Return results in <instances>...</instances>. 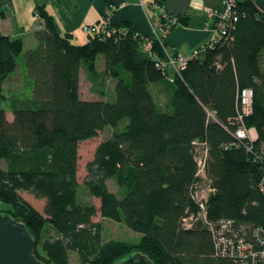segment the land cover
Here are the masks:
<instances>
[{
    "label": "trees",
    "instance_id": "obj_1",
    "mask_svg": "<svg viewBox=\"0 0 264 264\" xmlns=\"http://www.w3.org/2000/svg\"><path fill=\"white\" fill-rule=\"evenodd\" d=\"M234 1L229 39L199 47L206 51L176 74L171 68L162 72L157 61H166L165 51L179 53L163 47V38H142L128 25L109 24L110 35L89 34L87 43L77 45L72 35L57 32L41 7L36 47L21 60L22 40L0 30V202L8 206L0 215L25 225L41 264H68L71 253L80 264H115L135 253L152 264H237L216 254L209 226H180L198 209L192 194L201 179L193 142L207 146L205 174L214 190L206 203L210 224L232 220L248 235L264 224V16L252 0ZM164 13L177 19L169 33L186 24ZM146 41L150 52L143 49ZM82 72L91 92L103 98L104 82L113 80L115 101L82 100ZM17 74L22 90L12 92L7 83ZM155 84L164 89V106L151 94ZM244 88L253 91L252 112L243 118L257 135L250 149L234 137ZM124 120L122 131L95 148L82 186L99 200L102 219L141 234L136 244L103 240L102 225L93 221L95 206L80 201L77 178L80 142ZM22 192L45 201L43 214Z\"/></svg>",
    "mask_w": 264,
    "mask_h": 264
},
{
    "label": "crops",
    "instance_id": "obj_2",
    "mask_svg": "<svg viewBox=\"0 0 264 264\" xmlns=\"http://www.w3.org/2000/svg\"><path fill=\"white\" fill-rule=\"evenodd\" d=\"M151 3L152 0H0V30L10 38L21 39L23 52L34 49L37 44L34 33L42 29V22L38 25L35 13L42 7L52 16L57 32L72 35V42L77 45L87 43L81 27L97 24L105 14H108L111 26L128 25L142 38H149L153 34L154 24ZM221 7V0H163L164 12L186 22L176 26L163 38V47L174 53L189 55L209 43L214 34L209 27H205L207 12ZM13 79L17 81L12 83L9 90H22V75L17 74L10 80ZM112 85L114 89V83ZM150 91L155 102L164 106L166 94L163 87L160 84L151 85ZM6 118L8 121L13 119L8 113Z\"/></svg>",
    "mask_w": 264,
    "mask_h": 264
},
{
    "label": "built area",
    "instance_id": "obj_3",
    "mask_svg": "<svg viewBox=\"0 0 264 264\" xmlns=\"http://www.w3.org/2000/svg\"><path fill=\"white\" fill-rule=\"evenodd\" d=\"M162 0H152L151 7L153 9V35L157 40L164 38L170 31V28L177 23L175 17L167 16L161 7ZM234 0H222V7L218 10L207 12V22L205 26L211 24L214 37L209 42V47L217 44L219 39L224 41L229 39V34L234 29L236 15L234 12ZM263 14V13H262ZM108 14L101 19V25H83L81 31L85 35L95 34L98 36L100 31L106 36L110 35ZM264 16V14H263ZM36 19L40 22V17L36 15ZM264 20V19H263ZM145 52H150L151 42L146 41L143 45ZM206 46L194 51L191 56L177 55L173 57L165 51L166 61H157V65L162 72H166L168 68L176 74L178 70L185 67L186 63L197 58L201 52L206 51ZM169 81L172 82L171 78ZM253 91L250 88H244L239 92L240 110L237 118V126L234 131V137L239 142H244L246 147L250 149L252 143L256 140L253 128H247L243 124V118L252 112ZM194 151L196 153L197 174L201 181L195 185L192 198L198 209L195 213L189 214L182 218L180 226L184 230H191L195 224L209 226L214 239L215 252L219 257L233 259L237 264H264V224L248 233L245 228L237 227L232 220H220L214 224H210L207 218L206 203L208 196L214 192L209 186L208 179L205 174L207 162V146L204 143L193 142ZM259 191L264 198V176L259 183Z\"/></svg>",
    "mask_w": 264,
    "mask_h": 264
},
{
    "label": "rangeland",
    "instance_id": "obj_4",
    "mask_svg": "<svg viewBox=\"0 0 264 264\" xmlns=\"http://www.w3.org/2000/svg\"><path fill=\"white\" fill-rule=\"evenodd\" d=\"M38 20V19H37ZM39 21V20H38ZM41 22L39 21L38 25ZM82 32V31H81ZM85 35V34H84ZM25 52L19 57V60L23 59ZM97 67L99 70H102L103 64L101 61H97ZM79 95L83 100H98L101 97L98 93L91 92L90 90V83L87 81L84 73H81V77L79 78ZM17 81V79L10 80L8 82V86L10 87L13 82ZM113 80H106L104 82V89L105 90V97L106 101L114 102L115 101V94L114 91L111 95L113 89ZM102 89V87H101ZM163 100V98H161ZM2 107L7 109V104L3 103ZM9 115L12 116L11 112H7ZM127 121H122L117 128L106 127L103 131L98 133L96 138H92L86 141H82L78 147V171H77V178L78 182L81 185L80 189V201L83 203H91L95 206L96 210L98 209V202L99 200L96 198H92L87 194V191L82 186L83 179L86 175L85 167L88 162H90L93 158L95 147H97L102 141L107 140L113 132H120L124 129ZM0 166H4L3 162H0ZM108 188L111 192L116 191V186L112 181H108ZM21 197L28 202L35 210L39 213L43 214V209L45 206L44 200L35 199L32 195L28 193L22 192ZM8 209L7 204L0 202V211H5ZM94 222H98L102 225V238L104 241H121L125 243L136 244L141 239V234L136 233L128 229L121 223H116L109 219H102L100 217L99 211H97L96 216L93 218ZM54 233L48 231L46 235L47 238H53ZM68 264H80L77 259V255L75 253H71L69 257Z\"/></svg>",
    "mask_w": 264,
    "mask_h": 264
},
{
    "label": "water",
    "instance_id": "obj_5",
    "mask_svg": "<svg viewBox=\"0 0 264 264\" xmlns=\"http://www.w3.org/2000/svg\"><path fill=\"white\" fill-rule=\"evenodd\" d=\"M264 14V0H252ZM34 241L21 222L9 215H0V264H41L33 256ZM115 264H152L141 253L124 258Z\"/></svg>",
    "mask_w": 264,
    "mask_h": 264
},
{
    "label": "flooded vegetation",
    "instance_id": "obj_6",
    "mask_svg": "<svg viewBox=\"0 0 264 264\" xmlns=\"http://www.w3.org/2000/svg\"><path fill=\"white\" fill-rule=\"evenodd\" d=\"M220 9H221V8H220ZM214 10H216V9H214ZM209 11H212V10H209ZM103 16H105V15H103ZM101 19H102V18H101ZM100 21H101V20H100ZM109 24H110V23H109ZM208 27L212 30V27H213V26H212L211 24H209ZM212 32H213V30H212ZM213 34H214V32H213ZM211 41H212V40H211ZM211 41H210V42H211ZM195 50H198V48L195 49Z\"/></svg>",
    "mask_w": 264,
    "mask_h": 264
},
{
    "label": "clouds",
    "instance_id": "obj_7",
    "mask_svg": "<svg viewBox=\"0 0 264 264\" xmlns=\"http://www.w3.org/2000/svg\"><path fill=\"white\" fill-rule=\"evenodd\" d=\"M255 131V130H254Z\"/></svg>",
    "mask_w": 264,
    "mask_h": 264
}]
</instances>
